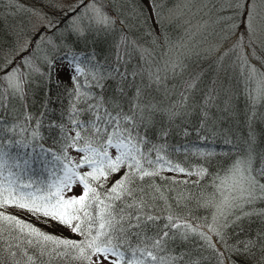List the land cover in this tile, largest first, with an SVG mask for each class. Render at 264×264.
I'll return each instance as SVG.
<instances>
[{
    "label": "snow or ice",
    "instance_id": "6c2138e0",
    "mask_svg": "<svg viewBox=\"0 0 264 264\" xmlns=\"http://www.w3.org/2000/svg\"><path fill=\"white\" fill-rule=\"evenodd\" d=\"M8 2L26 10L19 0ZM124 2L132 4V23L117 21L106 10L109 0H57L51 5L67 18L65 31L77 38L114 32L119 23L121 35L111 56L101 59L58 42L53 36L61 19L33 10L45 31H38L34 45L18 42L16 54H28L15 66V57L0 63V264H203L205 257L182 247L193 240L198 250L215 254L216 264H237L233 256L246 264H264V228L235 243L227 231L244 220L264 224V207H259L264 204V155L255 153L251 130L239 143L225 137L236 155L223 176L213 175L208 163L216 153L190 137L195 133L200 144H207L223 131L213 109L233 115L230 91L218 80L201 90L200 76L191 73L178 96L170 92L165 81L182 77L186 64L183 53L173 56L171 48L165 50L166 39L160 43L164 19L156 0H148L151 16L134 0ZM223 10L231 13L223 19L240 17L245 28L243 37L216 55L220 62L236 57L251 129L253 121L264 119L259 111L264 107V71L248 55L251 49L264 63L256 55L264 48V0H227ZM138 27L147 28L150 44L130 36ZM35 83L46 90L39 114L28 111ZM54 90L57 100H67L59 115L50 106ZM198 90L201 96L193 100ZM192 110L200 117L197 126L186 122ZM173 135L182 143L171 142ZM193 157L197 163L187 164ZM165 171L195 175L198 179L191 183L197 186L211 177V191L198 204L213 209L211 223H194L175 212L167 185L190 181L165 177ZM114 176L119 179L113 181ZM75 187L81 188L80 195H69ZM188 198L180 193L177 205ZM12 210L55 222L79 239L47 233Z\"/></svg>",
    "mask_w": 264,
    "mask_h": 264
},
{
    "label": "trees",
    "instance_id": "16d2710c",
    "mask_svg": "<svg viewBox=\"0 0 264 264\" xmlns=\"http://www.w3.org/2000/svg\"><path fill=\"white\" fill-rule=\"evenodd\" d=\"M45 1L42 0V4H44ZM39 2L40 0H19V4L23 5L26 9L25 11H20L17 10V7L10 6L8 0H0V63H3L8 58L15 57L13 62V66H15V62L18 61L21 56L28 54L27 52H22L19 55L15 53L19 43L24 42L25 40H30L32 45L35 44L38 33H35L32 37H25L22 32L25 30L26 18L32 14L33 10H39L38 8L40 7L37 5ZM187 2L188 0H185L182 4H180V0H156V4L164 19V36L160 37V43L164 44L166 39L169 43L164 45L165 50L171 48L172 54L174 53V48L185 40L187 32L184 26L178 21V18L173 15V11L176 7L178 9L181 5L185 6ZM134 3L142 7L149 16L152 15V10L149 7L148 0H134ZM36 5L38 6L37 8ZM105 7L110 14L117 18V21L124 19L128 21V23H132L128 17V11L132 7V4L128 2H124L122 4V0H109V4L105 5ZM181 11L182 10L180 9V15L185 10H183L182 13ZM54 17L59 18L62 21L59 31L53 36L54 39L58 42H64L66 46H70L77 51L94 53L101 59L112 55L114 45L120 39L121 25L119 23H117L116 30L114 32L99 34L93 33L88 34L84 38H77L75 35H69L68 32L65 31V24L67 22L66 17H63L62 15H55ZM149 23L152 22L150 21ZM229 24V31L225 40L219 41L216 44L211 42L212 45H217V49L211 48L212 50L209 49L204 52L199 51L198 49H191L188 52L183 53L182 58L186 64V71L183 76H176L165 81L168 90L170 92L175 90L176 96L179 95V86L182 85L183 80L187 79L191 73H196L200 76L201 90L209 87L214 80H218L219 84L222 85L224 89L230 91L232 97V107L234 109L233 115L228 116L226 113L213 109V115L217 118L218 127L223 131L215 137H210V142L207 144H200V142L196 140L195 133H193L190 137V139L196 143L197 146L216 153V155L209 161L208 167L209 170L212 171L213 175L219 173L221 176L224 175L223 169L230 165L232 158L236 155L232 146L224 143L225 137L232 138L235 142L239 143L248 137L251 130L254 140L253 146L255 153L257 156L264 155V119H256L251 123V129L249 128V122L246 118L247 113L249 112V106L247 103L245 83L243 77L241 76V69L234 64L236 57L230 55L229 57H226L223 62H220L219 57L216 55L217 51L221 48H225L230 41L241 38L244 35L245 31L242 29L244 27L241 24L240 17L230 20ZM152 26L155 27L154 24H152ZM231 26L233 27L231 28ZM43 31H45V29H43L42 32ZM124 31H128V29L125 28ZM146 32V27H138L134 28L129 34L133 38H141L143 41L150 44L153 37L151 35H146ZM156 36H160L159 29L156 30ZM205 43L206 41L202 40V44ZM200 44L201 42H196V45L199 46ZM157 53L158 55H163V53L159 51V48L157 49ZM248 55L251 59V63L258 67L261 71H264V63L252 56L251 49H248ZM256 55L264 57V48H258ZM134 63L135 61H133V64ZM217 69L220 71L219 74H216ZM67 86L69 88L72 87L70 82H67ZM32 88L33 93L29 95L27 101L28 111L39 114L41 104L46 99V90L44 85L41 83L33 84ZM55 92L56 90H54L52 97L53 103L50 106L54 107L57 115H59L61 105L66 104L67 100L65 97L57 100ZM200 96V90L192 94L193 100H198ZM172 99H175V96H173ZM16 107L22 114L24 111L22 105L19 102H16ZM259 111L264 113V107L260 108ZM199 119L200 117L198 112L192 110L187 116L186 122H190V126H197L199 124ZM169 140L174 143H182L181 137L175 135L169 137ZM213 140L215 141L214 143L211 142ZM51 143V139H48L47 144ZM179 159L184 160V156L181 155ZM199 162L203 163V160H200ZM195 163H197V158L195 157L187 161V164L189 165H194ZM162 175L168 178L174 177L176 181H190L188 184L177 183L167 185L168 188L172 189L169 193L172 198L169 203L173 206L175 212L181 216L188 217L194 223H201L205 219L209 223L213 209L200 207L198 204L202 203L203 199L211 191V177H206L201 181L200 185L197 186L191 183L198 179L195 175L186 176L184 174H176L167 171H165ZM116 179H119V176L112 177L113 181ZM157 182L162 183L159 178H157ZM204 186H207V190L201 191V188ZM180 193H184L189 198L180 201L177 205V197ZM259 207H264V204L259 205ZM12 211H15L16 215L26 221H29L47 233L71 239H79V237L74 235L68 228L60 226L55 222L46 224L25 211ZM262 228H264V224H262L259 220L254 219L251 222L244 220L237 226L227 230L229 232V242L235 243L237 240L255 237ZM182 247L191 251L194 257H199L201 255L205 257L203 264H216L215 254L211 251L198 250L197 241H190L186 245H182ZM259 255V252H257V257H259ZM232 259L235 260L237 264H246L244 258L240 256H233ZM59 264H63V262H59ZM247 264H250V262H247Z\"/></svg>",
    "mask_w": 264,
    "mask_h": 264
},
{
    "label": "rangeland",
    "instance_id": "374dc122",
    "mask_svg": "<svg viewBox=\"0 0 264 264\" xmlns=\"http://www.w3.org/2000/svg\"><path fill=\"white\" fill-rule=\"evenodd\" d=\"M45 1V0H43ZM185 0H180V4ZM57 0L45 1L42 0L37 4L40 8L36 12L46 13L49 17L55 15H62L57 8L52 7ZM227 0H188L185 6L181 5L173 11V15L178 18V21L187 30L185 40L174 48L173 56L188 52L191 49H198L199 51L212 50L216 48L219 41H224L229 31L230 20H225L223 17L230 16V13L223 10L226 7ZM36 5V8L38 7ZM185 10L181 15L179 10ZM233 26H231L232 28ZM44 27L40 25L39 20L32 14L26 18L25 30L22 32L25 37H32L35 33L42 32ZM245 31V28H242ZM202 40L206 43L202 44ZM196 42L201 44L198 46ZM209 42V43H208ZM23 43V42H21ZM16 53V52H15ZM220 71L217 69L216 74ZM67 82V81H66ZM81 188L75 187L69 195H80ZM211 223V220L210 222Z\"/></svg>",
    "mask_w": 264,
    "mask_h": 264
}]
</instances>
